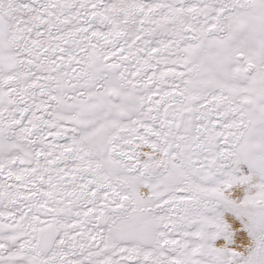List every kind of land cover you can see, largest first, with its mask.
<instances>
[{
  "label": "snow or ice",
  "instance_id": "obj_1",
  "mask_svg": "<svg viewBox=\"0 0 264 264\" xmlns=\"http://www.w3.org/2000/svg\"><path fill=\"white\" fill-rule=\"evenodd\" d=\"M0 264H264V0H0Z\"/></svg>",
  "mask_w": 264,
  "mask_h": 264
}]
</instances>
